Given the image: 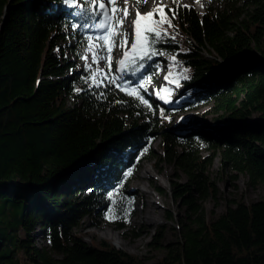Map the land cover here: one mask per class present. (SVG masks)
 I'll list each match as a JSON object with an SVG mask.
<instances>
[{"label": "trees", "instance_id": "1", "mask_svg": "<svg viewBox=\"0 0 264 264\" xmlns=\"http://www.w3.org/2000/svg\"><path fill=\"white\" fill-rule=\"evenodd\" d=\"M78 1L0 0V264H264V197L230 199L211 219L203 204L219 198L209 174L216 158L232 177L264 183V0H211L203 12L164 5L171 27L157 26L168 35L151 48L185 69L177 81L193 97L177 106L139 87L156 79L151 51L143 74H127L129 62L107 67L108 77L123 76L116 84L131 81L126 91L105 76L93 84L78 63L101 17L90 0ZM201 106L221 123L183 132L195 122L186 115L171 125L179 110ZM144 159L187 176L170 181L186 206L177 240L152 262L79 230L85 217L127 227L138 197L128 185Z\"/></svg>", "mask_w": 264, "mask_h": 264}, {"label": "rangeland", "instance_id": "2", "mask_svg": "<svg viewBox=\"0 0 264 264\" xmlns=\"http://www.w3.org/2000/svg\"><path fill=\"white\" fill-rule=\"evenodd\" d=\"M179 1L187 4L192 3L201 12L206 10V7L211 4V0H202L204 7H201L198 3H194V0ZM172 2H174V0H147L146 3L142 4L140 0H126V3L124 0H120L119 7L121 9L127 8L130 14L124 21L123 28L119 29L117 34L113 36V41L115 43L111 47V65L114 64L113 66H115V68L121 70L119 61L121 59H125V51H128L129 56L126 59L124 66H127L128 62L130 66L124 69L128 70L126 73L136 75L143 74L144 71H147V63L144 60L148 57L150 51L148 50L147 44L144 42L143 35L141 36V41L140 44H138L136 51L133 53L131 49V45L135 42V26L133 21L137 18V12H140L142 15L147 14L158 6L171 5ZM81 4L82 2L80 0L76 5L80 7ZM159 18V16H154L152 19L159 20ZM144 26L145 22L142 21V32ZM157 26H161V24L155 25V27ZM104 32L105 30L96 27L94 38L104 35ZM125 34L128 36V42L127 45L122 48L119 46V43ZM102 43L103 41L98 42L95 39L92 41L93 51L98 54L96 62L92 59V52L90 56L87 55L89 49L88 43L85 52V56L88 58H83L78 63V67L80 65H87L88 67L91 65L89 68L93 73H97L98 83L105 76L104 74L107 72L108 67V60L103 59L102 57H107L109 53L106 48L100 47ZM145 51H148L147 56L144 55ZM204 52L207 54V51ZM140 56H143V59L136 58ZM152 58L155 60L151 63V65L156 67V72L154 74L156 79L142 80L140 85L143 84L146 92L157 99H161L165 104L169 105L175 104L177 106L182 101L191 99L193 95L187 87L190 85L183 87L179 86L180 84L177 80L185 74V69L173 57V55L165 53L162 55H155ZM168 63L173 65V78L176 80L175 82H173L170 78H168L169 80L165 79V77H168ZM130 68H133L134 71H130ZM98 69L100 70L99 72H97ZM206 107L207 106H201L186 111L179 110L173 115L171 125L178 127L181 117L186 115H194L195 122L180 125L183 132L202 130L204 125L208 123H221V120L215 119L214 114H203ZM159 144L160 140L157 139L154 142V147L160 151ZM204 153L207 152L204 151ZM232 173L233 172L231 170H223L220 168L218 158H216L211 165L209 174L211 179L215 180L219 186V198L217 200L208 198L203 201L207 218L211 219L224 212L230 199L235 198L236 200L252 202L264 197V183L254 186L249 184L248 177L246 175L240 174L236 179L232 177ZM173 179L185 181L187 176L183 172L177 171L174 166L169 163H161L159 167H156L153 159H144L128 185V188L131 191L136 192L138 197L135 203L134 215L131 217L127 227L120 230L105 220L99 221L95 224L93 218L85 217L81 227L79 228V230H81L80 232L88 241L92 240L95 243H99L102 240H107L120 249L142 257L146 262L156 261L164 257L168 252L169 245L177 240L176 230L179 228L178 223L181 218L185 216L186 210V206L178 202L172 195L170 181ZM155 183L162 186L165 192H160L155 189ZM150 199L155 200L154 204L149 203ZM147 210L150 212L148 214H151V216L155 218L154 220L147 217ZM171 211L174 213V218L172 220L167 217L168 213ZM107 230L117 233L118 238L123 240L124 245L121 246L117 244L113 238L106 235L104 231ZM155 237L158 240L157 242H159V246L151 244V242L155 240ZM36 239L40 245L46 243L45 239L42 237L41 231L38 232Z\"/></svg>", "mask_w": 264, "mask_h": 264}, {"label": "snow or ice", "instance_id": "3", "mask_svg": "<svg viewBox=\"0 0 264 264\" xmlns=\"http://www.w3.org/2000/svg\"><path fill=\"white\" fill-rule=\"evenodd\" d=\"M65 3L68 2V0H64ZM90 2L93 5L94 12L99 13L98 23L95 25L99 29L105 30L104 35L97 36V37H88L89 40V51L92 52V59L94 62L97 61V53L92 50V41L95 39L97 41H103V43L100 45L102 48H106L109 55L107 57H102L103 59L108 60V67L111 69V47L115 43L113 41V36L117 34L119 29L123 28L124 21L129 16V11L127 8L121 9L119 7L120 0H90ZM126 3V0H124ZM140 2L146 3L147 0H140ZM174 3L177 4V7L179 8L181 5L179 4V0H174ZM194 3L200 4L201 7H204V4L202 3V0H194ZM164 5L158 6L157 8L153 9V11L148 12L147 14H141L140 12L136 13V19L133 21V24L135 26V42L131 45L132 52L134 53L138 47V44H140L141 36H144V42L148 46V50L151 51V54L155 55L156 52L154 49L151 48V45L155 42H158L162 39L163 36H167L168 33L165 30L163 33L155 27L157 24H163L164 22H167L168 25L171 27V19L167 17V13L164 12ZM184 8H191L190 5H182ZM170 12H172V19L175 18L176 12L172 9H169ZM122 13V15H121ZM154 16H159V20H153L152 18ZM145 22V26L143 29V32L141 30V23ZM171 39H175V36H172ZM128 42V36L125 34L123 38L120 40L119 46L124 48L127 45ZM144 55H148V51L144 52ZM129 56V52L125 51V59H121L119 61V64L121 65V71H123V66L126 63V59ZM85 59L88 57L85 56ZM138 59H143V56L136 57ZM174 59V58H173ZM134 62V61H133ZM142 66V65H141ZM91 67V65H89ZM100 70L98 69L97 72ZM105 78L108 80V83L115 84L117 88H119L121 91H126L128 87L131 85V81H126L124 85L116 84L117 79H123V76L121 77H108L107 74H104ZM165 79H168V77H165ZM92 82L93 84H97V73L92 74ZM100 84L104 83V80L101 79L99 81ZM139 87H143V84L139 85ZM79 91V90H78ZM138 89L133 88L131 91L128 92L129 95H132L136 93ZM143 98L141 97V100ZM146 103V102H145ZM130 174V173H129ZM113 218V217H109Z\"/></svg>", "mask_w": 264, "mask_h": 264}, {"label": "bare ground", "instance_id": "4", "mask_svg": "<svg viewBox=\"0 0 264 264\" xmlns=\"http://www.w3.org/2000/svg\"><path fill=\"white\" fill-rule=\"evenodd\" d=\"M92 50H93V46H92ZM90 54H91V52H90L89 49H88L87 55L90 56ZM220 60H221L222 62L224 61V60H222V59H220ZM147 171H148V168H147ZM145 191H147V190H145ZM154 202H155L154 199H150V200H149V203H150V204H154ZM148 213H150V212L147 210V217H149V219H151V220H154L155 218H154L153 216H151V214H148ZM116 232H117V231H116ZM104 233H105L106 235H108L109 237L113 238L114 241H115L117 244H119V245H121V246L124 245L123 240H121L120 238H118V234H117V233L111 232L110 230L104 231Z\"/></svg>", "mask_w": 264, "mask_h": 264}, {"label": "water", "instance_id": "5", "mask_svg": "<svg viewBox=\"0 0 264 264\" xmlns=\"http://www.w3.org/2000/svg\"><path fill=\"white\" fill-rule=\"evenodd\" d=\"M219 59H221V58H219ZM222 60H224V62H226V60H225V59H222Z\"/></svg>", "mask_w": 264, "mask_h": 264}]
</instances>
